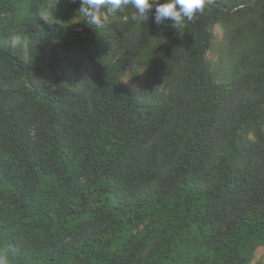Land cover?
Instances as JSON below:
<instances>
[{
	"label": "trees",
	"instance_id": "trees-1",
	"mask_svg": "<svg viewBox=\"0 0 264 264\" xmlns=\"http://www.w3.org/2000/svg\"><path fill=\"white\" fill-rule=\"evenodd\" d=\"M47 1L0 0L8 264H249L264 246V0H214L178 29L154 7L96 27L79 0Z\"/></svg>",
	"mask_w": 264,
	"mask_h": 264
},
{
	"label": "clouds",
	"instance_id": "clouds-1",
	"mask_svg": "<svg viewBox=\"0 0 264 264\" xmlns=\"http://www.w3.org/2000/svg\"><path fill=\"white\" fill-rule=\"evenodd\" d=\"M214 4V0H79L77 11L87 18L89 25L102 27L109 17L115 16L119 12L131 6L134 11L131 15L122 17L123 23H128L129 19L137 24L146 23L150 13L154 11V21L157 25L166 20L172 22V26L180 28L185 21L193 22L197 14L203 15L206 8ZM13 253L19 251L18 248L10 249ZM0 264H8L7 251L0 252Z\"/></svg>",
	"mask_w": 264,
	"mask_h": 264
},
{
	"label": "rangeland",
	"instance_id": "rangeland-1",
	"mask_svg": "<svg viewBox=\"0 0 264 264\" xmlns=\"http://www.w3.org/2000/svg\"><path fill=\"white\" fill-rule=\"evenodd\" d=\"M53 2H54V0H48L46 2V5L42 7L41 13L46 8H48ZM256 262H264V246H260V247L256 248V250L254 251L253 258L249 264H254Z\"/></svg>",
	"mask_w": 264,
	"mask_h": 264
}]
</instances>
